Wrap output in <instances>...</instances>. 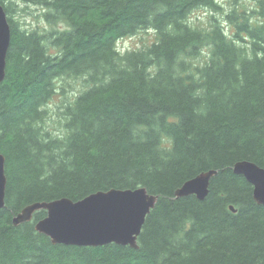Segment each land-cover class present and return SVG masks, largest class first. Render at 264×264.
I'll list each match as a JSON object with an SVG mask.
<instances>
[{
    "label": "trees",
    "instance_id": "obj_1",
    "mask_svg": "<svg viewBox=\"0 0 264 264\" xmlns=\"http://www.w3.org/2000/svg\"><path fill=\"white\" fill-rule=\"evenodd\" d=\"M30 2L51 10L43 17L51 31L25 34L4 8L11 46L0 85V264H264V206L233 171L245 160L264 168V24L249 23L264 20V0L224 16L231 39L216 15L206 27L189 20L201 8L223 15L216 0ZM61 19L69 31L57 30ZM142 31L154 33L147 49L119 52L120 40ZM65 77L89 86L66 108L57 137L43 126L44 107ZM210 170L218 173L205 200L175 197ZM136 188L159 197L138 250L54 245L35 228L45 210L13 223L36 202Z\"/></svg>",
    "mask_w": 264,
    "mask_h": 264
},
{
    "label": "water",
    "instance_id": "obj_2",
    "mask_svg": "<svg viewBox=\"0 0 264 264\" xmlns=\"http://www.w3.org/2000/svg\"><path fill=\"white\" fill-rule=\"evenodd\" d=\"M11 46V28L4 7H0V85L6 77L7 56ZM234 172L244 176L254 188V199L264 205V168L251 161H240ZM218 171L210 170L184 183L175 191L176 198L195 195L203 201ZM7 190L6 158L0 151V210L5 207ZM159 197L146 188L111 189L74 201L61 198L33 203L13 220L15 226L31 222L34 214L45 210L47 216L38 221L36 230L50 238L54 245L104 247L116 244L139 249L138 238L147 216ZM231 209L236 212L234 207Z\"/></svg>",
    "mask_w": 264,
    "mask_h": 264
},
{
    "label": "rangeland",
    "instance_id": "obj_3",
    "mask_svg": "<svg viewBox=\"0 0 264 264\" xmlns=\"http://www.w3.org/2000/svg\"><path fill=\"white\" fill-rule=\"evenodd\" d=\"M224 2L230 5L232 9H236L239 11L241 10L248 11L246 7L248 0H224ZM252 2L256 3V0H252ZM213 15L218 16L221 14H217L213 12ZM211 16L206 17L204 20H201L200 17H195L191 22L196 26L206 27L208 26L209 19ZM224 21L231 27L232 30H235L234 27L230 25V23L227 21L225 17H224ZM36 30L51 31L52 29L50 28V30H45V29L37 28ZM153 41H154V33L152 31H142L132 37H128L120 40L117 43V49L122 54L134 50L141 51L147 49L152 44ZM207 57L208 54L206 52L203 53L202 59L203 58L205 59ZM88 86L89 84L85 83L83 77L79 79L65 77L63 79L58 80L57 82L58 89L55 91L53 98L50 101H48V103L44 107L46 111V118L43 126L46 129V131L48 130L54 136L57 137L63 135L64 128H60L61 120L63 121V119L65 118V114L63 113L65 112L68 106L74 103L79 93L82 90L86 89Z\"/></svg>",
    "mask_w": 264,
    "mask_h": 264
},
{
    "label": "clouds",
    "instance_id": "obj_4",
    "mask_svg": "<svg viewBox=\"0 0 264 264\" xmlns=\"http://www.w3.org/2000/svg\"><path fill=\"white\" fill-rule=\"evenodd\" d=\"M216 3L223 9V15H218V19L221 21V26L223 27V34L226 38L231 39V27L224 21V16L231 13L232 8L230 5L224 2V0H216ZM0 7L12 9L10 19L17 26L18 30L30 34L32 31L39 29L50 30L51 26L48 25L43 17L51 11L46 8L43 3L34 4L26 2V0H0ZM249 13L256 9V4L252 0H248L246 5ZM213 15V12L208 8H201L192 13L189 18L191 21L195 17H200L204 20L206 17ZM250 24H264V20H260L258 17H250ZM56 28L59 31H69L70 26L66 24L62 19L57 21ZM247 39V37H246ZM237 47H242L238 42H235ZM258 56L264 58V53H258Z\"/></svg>",
    "mask_w": 264,
    "mask_h": 264
},
{
    "label": "bare ground",
    "instance_id": "obj_5",
    "mask_svg": "<svg viewBox=\"0 0 264 264\" xmlns=\"http://www.w3.org/2000/svg\"><path fill=\"white\" fill-rule=\"evenodd\" d=\"M234 168V167H233ZM234 171V170H233ZM235 173V172H234ZM236 174V173H235ZM238 175V174H237ZM253 196H254V190H253ZM255 200V199H254ZM258 204V203H257ZM260 205V204H259ZM264 206V205H263ZM233 211V210H232ZM234 212V211H233ZM237 212V211H236Z\"/></svg>",
    "mask_w": 264,
    "mask_h": 264
}]
</instances>
